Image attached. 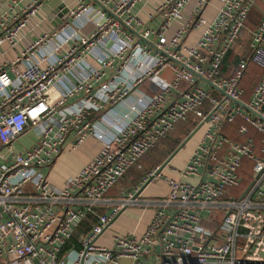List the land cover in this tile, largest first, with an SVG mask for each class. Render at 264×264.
<instances>
[{
	"label": "built area",
	"instance_id": "built-area-1",
	"mask_svg": "<svg viewBox=\"0 0 264 264\" xmlns=\"http://www.w3.org/2000/svg\"><path fill=\"white\" fill-rule=\"evenodd\" d=\"M37 1L20 14L0 15V46L18 44ZM139 1L75 0L56 30L0 66L2 264H264V13L250 34L249 56L224 75L223 59L256 0H218L209 20L202 16L208 0H196L185 18L189 0H164L155 8L157 27L138 31L143 24L132 9ZM173 23L178 28L166 37ZM190 31L199 34L194 45L184 43ZM248 63L261 75L242 102ZM145 80L154 86L140 92ZM188 118L202 132L181 167L153 177L163 180L164 197L137 201L134 190L106 198ZM236 119L234 140L224 131ZM28 134L34 143L16 151ZM69 137L71 150L88 137L101 149L58 189L42 170ZM242 160L250 163V186L234 198L228 192L239 189ZM134 206L153 210L142 234L113 233L111 247L96 245L112 219ZM98 208L109 213L96 215L72 244Z\"/></svg>",
	"mask_w": 264,
	"mask_h": 264
},
{
	"label": "crops",
	"instance_id": "crops-1",
	"mask_svg": "<svg viewBox=\"0 0 264 264\" xmlns=\"http://www.w3.org/2000/svg\"><path fill=\"white\" fill-rule=\"evenodd\" d=\"M34 1L36 2V0H0V15L5 12H9L10 10L20 14L24 9L33 4ZM163 1L164 0H141L133 6L132 13L143 24V27L138 31L157 27L161 21V16L155 13V8L162 4ZM195 1L196 0H189L184 6L182 10V18H185L188 15ZM37 2L39 4L37 3L35 14L28 18L26 26L20 31L18 44L14 48H11L8 44L0 46V66L5 63L13 62L39 37L56 30L60 26L61 19L58 16L61 14L62 10H67L68 12V10L75 6V0H38ZM218 6V0H208V4L202 11V16L207 20L211 19ZM263 13L264 0H256L254 7L250 10L247 16L244 27L240 31L237 40L231 48L233 50L230 56L226 59L225 55L223 59L222 71L224 75H230L234 69L236 61L245 57L244 53L246 49L249 51L248 46L250 42V34L258 25ZM66 18V14L63 15L62 23L66 20ZM178 25L179 23H173L166 30V37H170L178 28ZM90 30L91 25H87L84 29L86 33ZM198 36L199 34L197 31H190L186 36L184 43L186 45H194ZM164 75L167 77L168 72H164ZM212 94L214 95L216 93L213 92ZM250 94L251 92L244 95L243 92L241 96L242 102H246L250 97ZM239 123L240 121L238 120V122L232 125V128L234 129V127ZM199 129L193 134L195 135V138L186 152L180 154L179 151L193 135L178 151L172 155L166 164L167 166L165 165L164 170L161 172L162 177L169 175L168 167L179 168L184 164L200 138L201 134ZM227 129L228 128H226V130ZM248 133L250 135L252 134L251 131ZM227 135L234 140L237 138L233 130H231ZM29 136L30 135L28 134L16 142V151H21L22 149L28 147L26 146L27 144L30 146L34 143V138H28ZM162 140L163 139L159 140L152 149L139 158L137 162L138 168L132 167L129 169L128 172L109 190L111 191L114 187L118 186V193L116 196L112 197L107 193L106 198L119 199L122 195H127L128 193L140 188L145 176L155 167H159L174 152V150L170 152V146L167 147V145L159 143ZM71 146L72 139L69 137L63 147L62 153L49 167L42 170L47 175V180L50 184L58 189L62 188L65 180L68 177L75 175L80 169H82L101 149V144L93 137L86 138L73 150H71ZM132 169L134 170L131 174L130 171ZM166 192L167 190L163 180L155 179L148 183L135 197L137 201L158 199L164 197ZM103 213H109L108 208H98L95 210V214L88 215L85 222L81 225L77 234L74 236L72 244H75L79 236L85 234L96 222V215ZM152 213L153 210L150 207L143 208L140 206H134L122 209L117 216L112 219L109 228L96 240V245L111 247V235L113 233H132L136 237L140 236L150 221ZM68 247L69 245L67 248ZM127 261L128 260L122 259L120 260V264H128ZM0 264L2 263L0 262Z\"/></svg>",
	"mask_w": 264,
	"mask_h": 264
},
{
	"label": "rangeland",
	"instance_id": "rangeland-1",
	"mask_svg": "<svg viewBox=\"0 0 264 264\" xmlns=\"http://www.w3.org/2000/svg\"><path fill=\"white\" fill-rule=\"evenodd\" d=\"M249 52L247 49L244 53V56H248L249 55ZM258 69H256L255 67L251 66V65H248L247 67V70H246V73L244 75V78L242 79L241 81V87L243 89V92H244V95H247L248 93H250L252 87L254 86V83L256 82V78H255V73H258L257 72ZM149 86H154V81H149V80H145L142 85L140 86L139 88V91L140 92H144L145 88L149 87ZM186 87V85L184 83H180L177 87V90L178 91H182L184 90ZM215 96H218V94H214ZM243 99V98H242ZM238 122V120L236 119L234 121V123ZM187 126L186 127H192V126H189L188 124H186ZM194 126H196L195 124H193ZM194 130V129H193ZM199 132L201 134L202 130L199 129ZM182 132H180L178 129H175L173 130L165 139H163L162 141H160L159 143L161 144H164V145H167L172 147L174 145V143L176 142V138L178 135H180ZM30 136L28 138H33V135L32 134H29ZM197 136V134H196ZM195 138V135H193L191 137V139L181 148V150L179 151L180 154L186 152V150L191 146V143L193 142ZM26 146H29L28 144ZM26 146H23V147H26ZM174 147V146H173ZM172 147V149H173ZM257 154V152H256ZM134 169H132L130 171V173L132 174ZM141 171V170H140ZM243 179H246V178H249L250 179V163L248 160H246L245 164H244V168L242 170V175H240ZM118 187V186H117ZM117 187H114L111 192H110V195L109 196H116V194L118 193V190H117ZM240 190L241 189H230L228 194H230L232 197L236 198L238 196V194L240 193ZM203 225V224H201ZM210 228V227H209ZM212 229V227H211ZM128 262V261H127Z\"/></svg>",
	"mask_w": 264,
	"mask_h": 264
},
{
	"label": "trees",
	"instance_id": "trees-1",
	"mask_svg": "<svg viewBox=\"0 0 264 264\" xmlns=\"http://www.w3.org/2000/svg\"><path fill=\"white\" fill-rule=\"evenodd\" d=\"M246 20H247V18H246ZM246 20H245V22H246ZM232 48V47H231ZM229 49L228 51L229 52H227V54H226V59L230 56V54H231V52H232V50L233 49ZM248 65H251V66H253V67H255L256 69H258V73H255V78L256 79H258L259 77H260V75H261V71H260V69L259 68H257L256 66H254V65H252V64H250V63H248L247 64V66H246V68H245V71H244V74H243V77H242V79L244 78V75H245V73H246V70H247V67H248ZM242 79H241V81H242ZM241 81H240V84H241ZM255 84H256V82L254 83V86H255ZM241 86V85H240ZM253 86V87H254ZM253 87H252V89H253ZM252 89H251V91H252ZM250 91V92H251ZM186 124H188L189 126H192V127H186L187 125ZM193 124H195L196 126H197V124L194 122V121H192V119L191 118H188V119H186L185 121H183V122H180V123H178L177 125H176V127H175V129H178L180 132H182L180 135H178L177 136V138H176V142L174 143V147H173V149H172V147H171V151L170 152H172L173 150H175V148L188 136V134L191 132V131H193V129L196 127V126H194ZM232 127L233 126H228V127H226V128H228L227 130L225 129V131H224V133L226 134H228L231 130H233L232 129ZM174 129V130H175ZM226 134V135H227ZM228 136V135H227ZM245 162H246V160H242L241 161V167H240V169H239V175H242V170H243V168H244V164H245ZM250 180L251 179H249V178H246V179H243L242 177H241V181H240V185H239V189H241L240 190V192L242 191V190H244V188L250 183ZM110 192L111 191H109L108 192V195H110Z\"/></svg>",
	"mask_w": 264,
	"mask_h": 264
},
{
	"label": "water",
	"instance_id": "water-1",
	"mask_svg": "<svg viewBox=\"0 0 264 264\" xmlns=\"http://www.w3.org/2000/svg\"><path fill=\"white\" fill-rule=\"evenodd\" d=\"M67 14V10H62L61 14H59V18L61 19L60 21V25L62 24V17L63 15ZM201 123L198 124L193 131H191L188 136L177 146V148L174 150V152L159 166L157 167L154 172L149 176V178L146 179L145 182H143V184L140 186V188L137 190V192L134 194V196H137L140 191L148 184L151 182V180L153 179V177H155L156 175L159 174L160 170L168 163V161L170 160V158L172 157V155L178 151L188 140L189 138L200 128ZM250 184H248L245 189L243 190V192L241 193L240 197H242V195L246 192V190L249 188Z\"/></svg>",
	"mask_w": 264,
	"mask_h": 264
}]
</instances>
